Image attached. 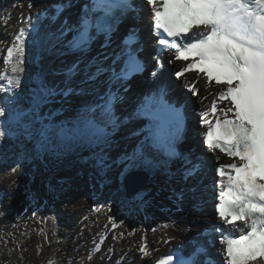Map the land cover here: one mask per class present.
Masks as SVG:
<instances>
[{
	"label": "snow or ice",
	"instance_id": "6c2138e0",
	"mask_svg": "<svg viewBox=\"0 0 264 264\" xmlns=\"http://www.w3.org/2000/svg\"><path fill=\"white\" fill-rule=\"evenodd\" d=\"M144 3L150 9V30L158 37L157 57L160 50L174 53L175 60L187 62L175 73L177 78L196 70L203 74L206 88L216 87L215 98L209 104L203 105L201 101L199 122L205 129L200 134L202 144L216 154L214 210L218 224L212 231L218 234L222 246L220 264H264V0H144ZM72 6V0H58L51 12L41 10L37 20L41 15L59 19ZM27 7H33L31 0ZM129 14L134 20L139 15L133 0H85L75 22L69 23L65 17L56 32L49 34L60 45L57 55H64L66 49L81 56L60 70L64 79L58 84L49 83L43 73L34 74L36 86L30 93V107L24 109L16 96L26 71V38L33 36V43H41L37 25L27 17L29 23L18 29L0 71V145L21 136L38 137L41 149L53 136L62 142H81L100 149L96 165L103 170L109 167L105 150L114 143L112 134L122 124L143 118L147 123L130 133L131 137L142 139L131 152L122 153L119 161H131L129 167L137 161L156 167L180 155L177 143L184 128L183 110L168 102L166 89L145 95L127 117L121 119L116 115L115 105L123 99L120 90L129 91L127 82L145 69L140 58L143 49L134 47L139 44L136 28L128 30L118 52L107 51L119 23ZM70 33L71 38L66 39ZM99 36L104 37L100 50L84 60L82 57ZM54 47L55 44L48 45L44 50L51 51ZM157 57H153L156 67H162L163 62ZM77 75L81 79L74 83ZM156 75L153 71L152 76ZM101 76L106 78L101 81ZM102 85L107 87L100 92ZM114 85L119 86L117 91H113ZM86 91L95 99L80 107L72 128H68L67 121L59 125L53 122L52 117L61 109L41 114L44 105H63L69 97ZM189 91L197 95L199 89L190 87ZM153 153L164 160L160 161ZM220 154L229 161L222 162ZM200 167L197 163L187 168L186 176L194 175ZM108 219L115 228L118 217ZM207 234L206 231L197 236ZM103 242L101 237V243L95 244L93 251L99 252ZM191 244L187 253L184 246L178 245L177 250L151 259L154 252L142 238L138 251L149 264H214L207 241L194 238Z\"/></svg>",
	"mask_w": 264,
	"mask_h": 264
},
{
	"label": "bare ground",
	"instance_id": "6f19581e",
	"mask_svg": "<svg viewBox=\"0 0 264 264\" xmlns=\"http://www.w3.org/2000/svg\"><path fill=\"white\" fill-rule=\"evenodd\" d=\"M28 2L29 0H0V48L10 40L12 34L16 32V29H18V25L20 24L21 20L24 21L27 19L28 15L30 14L34 16L36 11L45 8L47 4L51 2V0H31L33 3V7L31 9L27 7ZM52 44H56L55 39L50 38L49 45ZM56 50H61L59 44L56 47ZM48 52L49 51H45L43 62L39 65L38 69L44 74L45 79L49 83L58 84V80L53 81V78L56 76V74L52 73V64L57 60L55 57H50ZM69 62L67 64H69ZM59 64L63 65L64 62L59 61L55 67H59ZM28 70L29 73H32L34 68L29 66L26 69V72H28ZM199 84L201 83L199 82ZM29 85L36 86L31 82ZM20 93L25 96L27 95V93H24L23 91ZM208 93L209 90H202L201 96H206ZM20 106L24 109L29 108L30 99H24ZM50 109H59L58 103L44 105L41 109V114L43 115L45 113H49ZM65 116V114L59 111L55 116L52 117V120L55 124L59 125L61 122L66 120ZM22 138V136L17 138V144L20 146H26L27 141L22 140ZM33 139H36L34 140L35 143L34 141H31L36 148L33 150L32 154L23 153L22 151L19 152L18 150L17 152L19 153L17 155L15 154L16 156L14 158L18 157L19 155H22L20 160H23L27 157L32 159L38 157L40 158L41 162L44 163V152L46 148L49 149L55 144L51 139V142L41 149L37 145L38 137H34ZM67 142L75 143L73 141ZM58 143L59 145H62L64 142L58 138ZM81 145V142L77 143V147ZM118 148L119 150L121 149L120 147ZM116 152V150H107V152H105L108 153L106 155L109 167L103 170L96 169L93 171L95 177L92 179V181L94 184H88L90 187L89 196L93 199L95 197H100V204H103V202H106L107 204L104 207L99 206L101 211L97 213L98 216L103 217V220H100V222L95 223L93 226H91V228L85 230V234H90L92 231L94 232L92 235H99L98 237L105 236L109 238L106 239L107 242L104 252L95 256V260L92 264H119L117 263V259L118 257L120 259L122 255H125V252H129L126 260H132L131 263H127L125 261L123 264H144V262L140 259V253L138 251V246L140 243H142V238L147 241L148 245L153 250L154 255L151 259H154L157 257V254L164 253L168 249L169 245L178 243L183 237H185L187 231H189V233L196 232L197 226L206 224L212 214L209 206L205 203V197L201 196L202 191L200 190H197L194 193L189 192L185 197H183V206L182 209L179 210L178 207L172 202L173 196L170 193L172 189L170 186L173 184V182H170L171 178L169 175H165L163 173H161L159 178H157V173L151 171V182H149L146 187L139 190H134L138 189V186L142 184L141 181H137L136 185L133 187L134 191L132 190L131 193L127 192V189H125L127 188L125 187V184L119 181L122 166L119 165L120 163L118 159V163L117 161H114V154H116ZM22 164H24V162ZM185 174L181 173L179 178L183 180L186 177ZM94 180L100 181V184L98 185ZM102 183L105 184V187H103L104 189L101 187ZM135 186H137V188ZM178 186L179 189L182 190H188L192 188V185L188 182H181ZM165 189H168V191L165 192ZM126 194H128V196ZM211 199H213V197H211ZM88 201L89 197L83 199L79 195H76V206L80 207L81 210L87 208ZM142 203L145 205L148 203L144 210H141L140 208V204ZM29 205H32L33 208H30V206L28 207V205H24L25 207L22 208V211L24 209L30 211L32 209H34L33 211L39 210L42 204L31 203ZM94 205H96V203ZM116 207L125 210L126 214L121 218L120 221L123 223L120 224L118 230L115 233H112L108 232V217L113 215V208ZM60 210L62 211L63 216L62 221H68L66 222L67 227H69L73 233H78L80 227L83 226L82 223L77 220L76 216L78 213H72V211H70L68 208L67 210L61 208ZM93 215L96 216V212H94ZM74 220H76V222H74ZM82 241L84 240L81 237L74 244L70 243L69 248H76L77 246H80ZM87 247L89 249L91 246L88 245L86 248ZM109 249H111V251H109ZM70 250L71 249H67V251ZM85 250L86 249L81 246L78 251L82 259L85 255ZM112 252L114 255L113 257H111ZM87 256L88 255L86 254V258ZM79 264H89V262L87 260H82Z\"/></svg>",
	"mask_w": 264,
	"mask_h": 264
},
{
	"label": "rangeland",
	"instance_id": "374dc122",
	"mask_svg": "<svg viewBox=\"0 0 264 264\" xmlns=\"http://www.w3.org/2000/svg\"><path fill=\"white\" fill-rule=\"evenodd\" d=\"M22 140L27 141L26 146L17 144V138L0 145V264H49L50 260L52 264H79L86 258V246H92L98 237L92 231L85 234V230L103 220L93 215L92 206L99 202L89 196L88 185L94 184L93 171L99 169L95 159L98 151L78 147L72 152L54 146L57 153L50 151L46 163L38 157L20 160L22 155L14 158L20 151L32 154L36 148L32 139ZM84 157L89 162H84ZM76 195L89 197L86 209L76 206ZM31 203L42 205L38 211L23 212L24 205ZM61 208L78 213L77 220L83 225L78 233L67 227L68 221H62ZM81 237L84 241L80 246L69 248ZM81 246L86 249L83 259L78 253Z\"/></svg>",
	"mask_w": 264,
	"mask_h": 264
},
{
	"label": "water",
	"instance_id": "95a60500",
	"mask_svg": "<svg viewBox=\"0 0 264 264\" xmlns=\"http://www.w3.org/2000/svg\"><path fill=\"white\" fill-rule=\"evenodd\" d=\"M133 184V185H132ZM143 185H140V186H138V187H142ZM126 189H127V192H129V193H131L132 192V190H133V187H134V182H133V180L132 179H129L128 181H127V184H126ZM136 188H137V186H135ZM134 190H136V189H134ZM133 190V191H134ZM130 195V194H129Z\"/></svg>",
	"mask_w": 264,
	"mask_h": 264
}]
</instances>
